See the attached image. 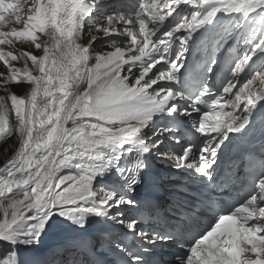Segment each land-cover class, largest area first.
<instances>
[{
	"label": "snow or ice",
	"instance_id": "6c2138e0",
	"mask_svg": "<svg viewBox=\"0 0 264 264\" xmlns=\"http://www.w3.org/2000/svg\"><path fill=\"white\" fill-rule=\"evenodd\" d=\"M9 24L19 27L0 30V46L21 41L35 54L0 47L4 89L24 86L0 96V143L18 137L0 167V264H25L20 246L93 218L124 230L112 264H159L148 246L158 240L183 250L175 264H264V152L243 174L218 179L215 167L229 134L264 110V0H0V29ZM91 31L125 47L94 53ZM189 122L193 140L161 153L160 136L181 143ZM153 150L194 170L205 191L149 235L125 215L139 209L127 194Z\"/></svg>",
	"mask_w": 264,
	"mask_h": 264
},
{
	"label": "rangeland",
	"instance_id": "374dc122",
	"mask_svg": "<svg viewBox=\"0 0 264 264\" xmlns=\"http://www.w3.org/2000/svg\"><path fill=\"white\" fill-rule=\"evenodd\" d=\"M94 48H97V46H94ZM24 86H17L15 83L8 86V89L13 91V93L20 94L22 91V88ZM83 87V85H82ZM6 94L4 86L2 83H0V96H4ZM15 117L14 115L10 114V122H14ZM18 141V137L12 136L9 137L6 141H4L0 146V167L9 159L10 155L12 154L16 143Z\"/></svg>",
	"mask_w": 264,
	"mask_h": 264
},
{
	"label": "bare ground",
	"instance_id": "6f19581e",
	"mask_svg": "<svg viewBox=\"0 0 264 264\" xmlns=\"http://www.w3.org/2000/svg\"><path fill=\"white\" fill-rule=\"evenodd\" d=\"M83 88V87H82ZM177 145H179V144H177ZM238 189V187H236V190ZM53 264H58V262H52Z\"/></svg>",
	"mask_w": 264,
	"mask_h": 264
}]
</instances>
